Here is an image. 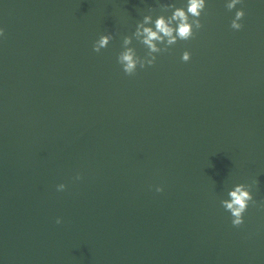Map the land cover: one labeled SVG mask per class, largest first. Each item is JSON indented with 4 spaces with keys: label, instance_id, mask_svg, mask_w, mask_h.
<instances>
[{
    "label": "water",
    "instance_id": "95a60500",
    "mask_svg": "<svg viewBox=\"0 0 264 264\" xmlns=\"http://www.w3.org/2000/svg\"><path fill=\"white\" fill-rule=\"evenodd\" d=\"M205 2L152 52L137 24L187 0H0V264H264V0Z\"/></svg>",
    "mask_w": 264,
    "mask_h": 264
},
{
    "label": "clouds",
    "instance_id": "9594fccd",
    "mask_svg": "<svg viewBox=\"0 0 264 264\" xmlns=\"http://www.w3.org/2000/svg\"><path fill=\"white\" fill-rule=\"evenodd\" d=\"M239 3H242V0H231L230 3L226 4L228 10H232ZM163 7L168 9H174L172 11L171 16L167 19L161 15L155 19V31L151 27H145V24H148L152 21V17L150 15H145L143 17L142 22H139L135 29V35L137 37L143 36V44L147 45L152 52H158L159 49L156 48V45L153 43L155 40L163 41L164 37L168 38V44H175L177 38L180 40H188L193 38L194 28L199 30L202 28L201 21L199 17L201 13L205 10L206 2L205 0H187L186 10L184 7H176L174 4H165ZM151 10V9H150ZM245 12L243 9L237 10L235 12V18L231 22V28L235 30H239L243 27L240 20L244 17ZM173 21L178 22L175 27L172 26ZM142 30V31H141ZM175 32V35L173 33ZM163 34L162 36L160 34ZM4 35V29L0 28V36ZM113 39L111 34L101 35L98 41H96L93 45V50L97 53L101 51V49L106 48L110 41ZM124 44L130 42L129 38L125 36L123 38ZM168 49L165 48L164 51ZM134 54L131 49H127L124 52L119 53L117 60L118 63L122 65L123 71L127 75H133L136 72V64L137 61L133 58ZM191 54L188 51H185L182 55V60L187 62L190 60ZM156 61V57L153 56L147 63H141L140 67L144 68L146 65H153ZM80 177L77 176V179ZM255 183V181L253 182ZM64 184H60L58 186V190L65 189ZM244 184L235 185L232 190L229 191L230 199L221 201L222 207L230 212L232 217V225L235 227H239L244 223V213L247 211L249 207V203L253 206L256 205V201L253 199L252 193L244 190ZM157 192H162L163 188L158 187L156 189ZM264 207V204L261 205ZM58 224L61 223V220L58 218L56 221Z\"/></svg>",
    "mask_w": 264,
    "mask_h": 264
}]
</instances>
